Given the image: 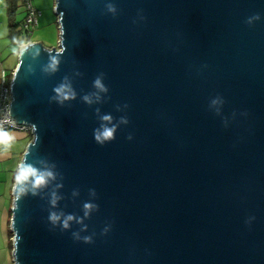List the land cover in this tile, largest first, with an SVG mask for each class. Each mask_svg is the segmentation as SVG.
Wrapping results in <instances>:
<instances>
[{"label":"water","instance_id":"95a60500","mask_svg":"<svg viewBox=\"0 0 264 264\" xmlns=\"http://www.w3.org/2000/svg\"><path fill=\"white\" fill-rule=\"evenodd\" d=\"M55 2L58 47L13 76L22 162L52 173L14 187V264H264V0Z\"/></svg>","mask_w":264,"mask_h":264},{"label":"clouds","instance_id":"9594fccd","mask_svg":"<svg viewBox=\"0 0 264 264\" xmlns=\"http://www.w3.org/2000/svg\"><path fill=\"white\" fill-rule=\"evenodd\" d=\"M108 10L111 12H115L116 9L114 5L108 4L107 5ZM260 16L255 15L253 17H250L248 19V23L251 24L255 20H259ZM25 21V20H24ZM31 35V34H30ZM31 42H19L18 49H13V52H18V54L23 57L24 55L28 54L30 50L36 49L39 51V48L30 44ZM53 70H55V62L51 65ZM13 73V72H12ZM15 73V71H14ZM94 87L100 89L101 91H107V87L103 84L102 78L97 77L94 82ZM54 92L57 94L56 96L53 97L54 100H59L60 103H63L65 100L69 99H75L76 98V93L74 91H71L70 88L64 84H61L60 86L56 87L54 89ZM83 99L91 103V99L89 96H84ZM212 104L217 103L216 100H213L211 102ZM113 118L111 115H104L101 117L102 121H111ZM122 123H128V120L126 118L121 119ZM117 131V126L116 125H111L109 126L108 124H101L100 128L94 130V139L96 140L97 143L103 145L106 142H110L115 139V133ZM33 140V137H31ZM14 137L7 131L3 130L0 128V146L3 147H8L10 146L12 140ZM131 139V137H129ZM52 175L51 172H48L47 174L41 172L37 167L32 165L31 163L28 162H21L18 166L17 173L15 175V190L20 193H29L31 195H37V189L40 187L44 186L47 183L48 177ZM30 185V188H29ZM53 204H55V200L52 201ZM84 207L86 209H89L93 207L91 204H85ZM87 214V213H86ZM60 219L59 216H57L54 212L50 213L49 215V220L53 224H55L58 220ZM72 219V216L69 215L67 219L64 220L62 227L67 229L69 227L68 221ZM11 222V221H10ZM11 228V227H10ZM11 231V229H10ZM84 242L86 243H91L92 240L90 237H85ZM12 246H13V234H12Z\"/></svg>","mask_w":264,"mask_h":264},{"label":"crops","instance_id":"0c3cea01","mask_svg":"<svg viewBox=\"0 0 264 264\" xmlns=\"http://www.w3.org/2000/svg\"><path fill=\"white\" fill-rule=\"evenodd\" d=\"M16 4H17V14H18L19 7H20L19 0H16ZM33 5H34V0H33ZM34 7L38 11H40L36 7V5H34ZM41 16H42V12H41ZM25 17H26V14H25ZM24 20L25 18L19 20L17 16L14 17V21L17 23H22ZM10 23H11V18H10V12H9V0H0V43L3 42V45L0 44V76H1L2 71L7 72L4 65H5V62H8L10 58L13 57V54H15V52H13V47L16 46V48L18 49V45H19V43H15L9 38ZM40 23L41 21L39 20L38 28L40 27ZM59 36H60V32H59ZM22 42L36 43V42L31 41V37L28 40L22 41ZM19 59H20V55L17 52L18 61L15 65V68L12 70V72H14L16 68L18 67ZM12 136L14 137V135ZM31 141H32V138L30 142ZM6 148L7 147L0 146V164L7 163V164H10L11 166L12 165L17 166V168H16V172L14 173V176L11 182L10 190L8 192L6 190L5 193L0 194V264H14L13 256H12V252H13L12 238L10 236V221L12 217L11 211L13 208V200H14L13 190L15 186V175L17 173L18 166L23 161V157L27 149L26 150L24 149L22 153L21 152L14 153L10 150L8 152ZM16 159H18V161L15 164ZM1 177L2 176H0V181H1ZM0 191L2 192L1 188H0Z\"/></svg>","mask_w":264,"mask_h":264},{"label":"rangeland","instance_id":"374dc122","mask_svg":"<svg viewBox=\"0 0 264 264\" xmlns=\"http://www.w3.org/2000/svg\"><path fill=\"white\" fill-rule=\"evenodd\" d=\"M55 4V0H34V5H36V7L42 12V16L39 19L41 21L40 27L31 34V41L36 43L40 42L47 49L57 48L60 40L59 23L55 14ZM19 6L20 7L17 17L20 20L25 18V0H19ZM0 44L3 45V42ZM13 49H17L16 46H14ZM17 61V52H15L13 57H11L8 62H5L4 67L7 70V74L9 76L12 74V70L15 68ZM9 133L14 135V139L12 140L10 146L6 148L8 152L10 150L14 153H22L24 149L26 150L28 148L31 137H33L31 134L22 132L10 131ZM18 159H16L15 164L17 163ZM16 168L17 166H11L7 163L0 164V176H2L0 181V188L2 192L0 191V194L5 193L6 190L7 192L10 190ZM11 234L12 232L10 231V236Z\"/></svg>","mask_w":264,"mask_h":264},{"label":"built area","instance_id":"2783aa9c","mask_svg":"<svg viewBox=\"0 0 264 264\" xmlns=\"http://www.w3.org/2000/svg\"><path fill=\"white\" fill-rule=\"evenodd\" d=\"M25 6L27 16L24 21V29L32 34L38 28L41 13L34 7L33 0H25ZM13 76L14 72L9 76L5 71H2L0 76V128L8 132L31 134L34 137L33 128L18 123L11 114Z\"/></svg>","mask_w":264,"mask_h":264},{"label":"trees","instance_id":"16d2710c","mask_svg":"<svg viewBox=\"0 0 264 264\" xmlns=\"http://www.w3.org/2000/svg\"><path fill=\"white\" fill-rule=\"evenodd\" d=\"M9 12H10V18H11V23L9 27V38L15 43L28 40L31 37V35L29 34V32H27L24 29L25 22L23 21L22 23H17L14 21V17L17 16L16 0H9ZM25 14L27 16L26 10H25ZM11 237H12V234H11Z\"/></svg>","mask_w":264,"mask_h":264}]
</instances>
